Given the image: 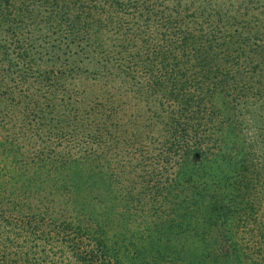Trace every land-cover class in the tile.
Returning a JSON list of instances; mask_svg holds the SVG:
<instances>
[{
	"label": "trees",
	"instance_id": "16d2710c",
	"mask_svg": "<svg viewBox=\"0 0 264 264\" xmlns=\"http://www.w3.org/2000/svg\"><path fill=\"white\" fill-rule=\"evenodd\" d=\"M39 45L72 47L84 73L70 76L67 98L34 112L0 106V180L87 196L97 167L111 196L101 191L105 206L82 217H56L46 206L22 211L20 193L8 198L5 188L0 227L40 230V255L5 244L0 264H264V0H0V79L29 65ZM141 102L145 122L165 135L149 170L144 131L123 125V109ZM249 125L255 154L240 141ZM24 129L46 132L40 142L51 146L27 163L17 156ZM70 135L86 140L75 158ZM111 155L123 180L132 175L117 179L124 193L110 163L97 162ZM78 163L86 183L69 184Z\"/></svg>",
	"mask_w": 264,
	"mask_h": 264
},
{
	"label": "rangeland",
	"instance_id": "374dc122",
	"mask_svg": "<svg viewBox=\"0 0 264 264\" xmlns=\"http://www.w3.org/2000/svg\"><path fill=\"white\" fill-rule=\"evenodd\" d=\"M25 34H27V32ZM37 36L40 39V35ZM50 42H52V40ZM63 48L64 49H62V51L58 49H51L50 47L40 48V45L30 48V64H20V66H17L18 70L16 68L17 71L10 72L4 79H0L1 111L4 112L8 110V112H11V114L18 115L19 108L23 109L27 107L31 112H34L35 109L46 107V104L50 101L58 102L59 98H67L71 90L73 92L74 85L71 84L72 79L70 76L76 71L84 73V68L79 61V56H76L72 47L64 46ZM56 70L58 72L60 70H63V74L60 76V73L56 72ZM17 72H20L22 75H28L24 78L23 76L22 78H20V75ZM2 91H9V93L8 95L6 94V97H1ZM129 98L132 99L131 94L129 95ZM153 106L154 105L152 104L151 107ZM123 110L125 111V114L127 116H124L123 125L125 127H128L130 131H144L142 143L138 148H141V150H143V154L147 155V158L145 157V160H147L148 164L147 170L154 166L155 168H158L159 163L156 161V155L160 153L161 155H159V157H163L164 153L161 152V150L159 151V146L163 142L165 135H161V132L158 128H156L155 126L151 127L147 124V122H145L147 116L150 117L148 105L144 102H141L135 109L127 107V109ZM129 117L133 118L132 121H129ZM254 131V128L250 125L248 130H241L240 140L241 143L244 144L245 148L247 150H250L252 153H254V150L257 147V145H253L256 144V133ZM33 132L34 131H31V129H24V131H21L20 133L21 137L19 140L21 142V148L19 150L21 151H19L17 156L19 157V160L25 163L28 162L27 158L35 154L37 150H40V147L46 149L51 148L50 145L44 146L40 142L41 138L45 137L46 132H39L34 137L32 135ZM12 134L13 133H11V135ZM153 134L157 135L156 140ZM116 136L119 135L115 131L112 139L115 140ZM68 139L73 140V144L69 147V152L74 154L73 157L75 158L79 155L78 147H80L81 145L85 146L86 140H82L79 135H70ZM121 142L125 145L123 141ZM58 147L60 148V151H62V153L66 154L65 150H67L68 148L66 144H64L63 146L59 145ZM125 147L131 148L130 145H125ZM114 150L115 149L112 148L111 152L107 153L105 156L109 155L110 153L113 154ZM247 154L252 156L254 161H258V159H255V157L257 158L258 156L253 155L248 151ZM107 158V161H105V158L103 156L102 158L98 159L97 162L102 163V165L103 163H110V166H112L113 168L112 171L115 172L113 173V175L116 178V181L112 182L114 183L116 188H118L119 186V189H121V193H124V185L119 183L118 180L119 178H121L122 183H125L126 180L128 183H130L129 178H132V175H129L128 173V177L124 178L123 180L117 169V163L119 162V160L115 155H111ZM83 168L84 165L80 163L72 165V169L71 167L69 168V170L71 169V171L74 169L71 177L68 178L69 184H71L72 180L77 181L78 184L86 183V175L84 174ZM94 168L95 169L92 170L93 175L89 177L87 176V181L90 179H93L94 181L93 190H90L89 195L87 196L81 195L79 191L71 195L70 189H68V191L64 192V194L62 195H59L55 192L47 193L45 191H40V185L38 189L36 187L29 186L27 187L28 189L24 191L21 187L22 183L19 182L17 177H15L14 180H0V206L9 204L7 201L6 203L3 202L7 193H2V191L7 188V192L11 193L8 198H15L13 194L17 191L18 193H20V196H22V206L20 208L22 211H25L26 208L34 210L40 207L44 208V206H46L56 217H62L64 214H66V212H70L74 216L80 215V217H82L86 215L85 211L90 206H94L95 208H103L105 206L106 197L100 195V193L103 190H110V188L107 186L105 177L103 178L101 176V173L96 169L97 167ZM157 171L155 169V172ZM136 182L140 183L139 177L137 176H135V183ZM96 193L98 198L95 197ZM107 193L111 196L110 191ZM121 193H119V198H121L122 196ZM115 202L116 205L114 206V212H116L117 210L121 211V204H119L117 200H115ZM72 203L77 206L76 210H68L69 204ZM111 216L114 220V224H117L120 227L121 223L118 213H113ZM129 223L131 225V222ZM132 227L134 228V225H132ZM136 227H139V225ZM108 235L110 236L109 241L114 243V240H116L115 238L117 237L114 233V230H110L108 232ZM5 244L11 246L12 250H18L19 252H21L20 250H29V254L31 255H40V230L38 232H29L24 228H20V226L15 225L0 227V246H3ZM52 256L54 258H57L58 255L53 254ZM31 258H33V256ZM167 264H171V262H167Z\"/></svg>",
	"mask_w": 264,
	"mask_h": 264
}]
</instances>
